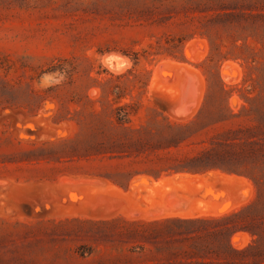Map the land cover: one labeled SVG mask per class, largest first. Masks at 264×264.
Masks as SVG:
<instances>
[{
  "label": "rangeland",
  "instance_id": "374dc122",
  "mask_svg": "<svg viewBox=\"0 0 264 264\" xmlns=\"http://www.w3.org/2000/svg\"><path fill=\"white\" fill-rule=\"evenodd\" d=\"M181 5L164 4L136 20V13H91L89 0H0V264L136 263L129 246L110 242L119 238L116 219L220 216L252 199L248 178L220 170L147 176L150 167L172 163L161 150H116L107 156L137 157L112 160H87L74 150L87 140L75 122L82 106L135 105L134 127L146 124L150 110L183 122L196 113L211 75L227 88L248 79L241 60H208L209 39ZM168 14L178 15L158 20ZM241 104L234 91L229 107L238 113ZM128 171L134 175L126 188L106 177ZM236 236V246L250 240Z\"/></svg>",
  "mask_w": 264,
  "mask_h": 264
},
{
  "label": "trees",
  "instance_id": "16d2710c",
  "mask_svg": "<svg viewBox=\"0 0 264 264\" xmlns=\"http://www.w3.org/2000/svg\"><path fill=\"white\" fill-rule=\"evenodd\" d=\"M89 1L91 13H136V20L142 19L144 12L153 14L164 4L182 2L181 9L192 12V18L198 20L209 39L208 60L215 64L228 57L241 60L250 74L240 86L229 88L218 74L211 75L196 113L183 122L170 121L150 110L146 124L134 127L130 117L136 114L137 107L116 102H101L98 109L82 106L75 112V122L80 132H86L87 140L78 141L74 150L81 151L87 160L137 157L131 152L107 156L116 150H161L172 163L144 172L153 179L163 173L169 176L220 170L244 176L253 185L254 195L247 204L220 216L118 218L115 222L120 226L119 238L110 242L129 246L130 254L136 252V263L130 264H264V0ZM176 15L158 20L168 22ZM221 46L227 48L226 52L221 51ZM137 56L136 53V60ZM234 91L243 101L238 113L229 107ZM241 117L248 123L235 122ZM182 148L190 151L181 156L171 154V150ZM133 175L128 171L106 177L126 188ZM239 234H248L249 242L234 245L232 239Z\"/></svg>",
  "mask_w": 264,
  "mask_h": 264
},
{
  "label": "bare ground",
  "instance_id": "6f19581e",
  "mask_svg": "<svg viewBox=\"0 0 264 264\" xmlns=\"http://www.w3.org/2000/svg\"><path fill=\"white\" fill-rule=\"evenodd\" d=\"M195 42H196V41H195ZM189 43H190V42H189ZM196 44H197V43H196ZM191 45H193V44H191ZM189 46H190V45H189ZM193 47H194V46H193ZM186 48H187V47H186ZM189 48H190V47H189ZM187 50H188V49H187ZM189 50H190V49H189ZM189 50H188V51H189ZM191 52H192V50H191ZM112 55H113V54H112ZM203 55H205V54H203ZM107 58H109V57H107ZM107 58H106V59H107ZM110 58H111V57H110ZM110 58H109V59H110ZM118 58H119V57H118ZM197 58H198V57H197ZM104 59H105V58H104ZM194 59H195V58H194ZM116 60H117V57L114 55V58L110 59V63H111V64H114V62H115ZM197 60H199V59H197ZM106 61H107V60H106ZM122 61H123V60H122ZM124 61H125V59H124ZM126 61H127V60H126ZM104 63H105V62H104ZM107 63H108V61H107ZM110 63H108L109 66H110ZM126 63H127V62H126ZM108 64H107V65H108ZM119 64H120V63H119ZM173 64H174V63H173ZM104 65H105V64H104ZM107 65H106V66H107ZM121 65H123V64L121 63ZM160 65H161V64H160ZM168 65H169V64H168ZM223 65H224V64H223ZM228 65L230 66V64H228ZM115 66H116V65H114V67H115ZM163 66H164V65H163ZM170 66H171V65H170ZM179 66H180V65H179ZM229 66H228V67H229ZM114 67H112V68H114ZM116 67L118 68V66H116ZM225 67H227V63H226V66H225ZM225 67H224V69H225ZM228 67H227V68H228ZM233 67L235 68L236 66L234 65ZM107 68H108V66H107ZM110 68H111V67H110ZM117 68H115V69H117ZM227 68H226V70H227ZM121 69H122V68H121ZM121 69H120V70H121ZM187 69H188V68H187ZM224 69H223V70H224ZM229 69H230V68H229ZM231 69H232V67H231ZM231 69H230V70H231ZM235 69H237V68H235ZM109 70H111V69H109ZM178 70H179V69L177 68V71H178ZM183 70H184V68H183ZM188 70H189V69H188ZM190 70H191V69H190ZM238 70H239V69H238ZM114 71H115V73H116V70H114ZM114 71H113V73H114ZM156 71H157V70H156ZM158 71H159V69H158ZM162 71H163V70H162ZM165 71H166V70H165ZM168 71H169V70H168ZM174 71H175V70H174ZM191 71H192V70H191ZM196 71H197V70H196ZM169 72H170V71H169ZM171 72H172V71H171ZM186 72H188V71L186 70ZM194 72H195V71H194ZM228 72H229V70H228ZM174 73H175V72H174ZM182 73H183V72H182ZM157 74H158V73H157ZM177 74H178V73L176 72V76H178ZM220 74H223V72H222V73L220 72ZM155 75H156V73H155ZM155 75H154V76H155ZM195 75H196V78H197L198 75H197V74H195ZM224 76L226 77L227 75L224 74ZM198 77H199V76H198ZM181 78H182V77H181ZM222 78H224V77L222 76ZM226 78H227V77H226ZM154 79H155V78H154ZM157 79H158V78H157ZM224 79H225V78H224ZM152 80H153V79H152ZM165 80H166V79H165ZM178 80H179V77H178ZM178 80H177V81H178ZM180 81H181V80H180ZM152 82H153V81H152ZM174 82H175V81H174ZM199 82H200V80H199ZM171 83L173 84V82H171ZM171 83H170V84H171ZM177 83H178V82H177ZM175 85H176V84H175ZM173 87H175V86H173ZM173 87H172V88H173ZM176 89H177V88H176ZM171 90H172V89H171ZM197 91H198V90H197ZM173 93H174V91H173ZM196 93H197V92H196ZM198 96H200V95H198ZM198 100H199V99H198ZM173 101H174V100H173ZM199 101H200V100H199ZM45 105H46V104H45ZM194 110H195V109H194ZM194 110H192V111H194ZM193 113H194V112H193ZM187 117H188V116H187ZM185 119H186V118H185ZM174 120H175V119H174ZM180 120H181V119H180ZM76 178H77V177H76ZM81 178H82V177H81ZM138 178H139V177H138ZM148 178H149V177H148ZM198 178H199V177H198ZM143 179H144V178H143ZM145 179H146V178H145ZM199 179L201 180V177H200ZM240 179H241V178H240ZM104 181H105V180H104ZM137 181H138V180H137ZM165 181H166V180H165ZM202 181H203V180H202ZM134 182H135V181H134ZM203 182H204V181H203ZM131 183H132V182H131ZM146 183H147V182H146ZM162 183L164 184V182H162ZM165 183H166V182H165ZM199 183H202V182H199ZM104 184H106V183H104ZM150 184H151V183H149V185H150ZM152 184H154V183H152ZM163 184H161V185L163 186ZM168 184H169V182H168ZM203 184H204V183H203ZM140 185H141V184H140ZM170 185H171V184H170ZM199 185H200V184H199ZM137 186H138V185H137ZM146 186H147V185H146ZM201 186H202V185H201ZM204 186H206V185H204ZM204 186H203V187H204ZM207 186H210V185H207ZM211 186H212V185H211ZM65 187H66V186H65ZM85 187H86V186H85ZM97 187H98V186H97ZM140 187H141V186H140ZM142 187H144V185H143ZM172 187H173V186H172ZM69 188H70V187H69ZM87 188H89V187H87ZM94 188H95V187H94ZM94 188H93V189H94ZM131 188H133V187H131ZM138 188H139V187H138ZM144 188H146V187H144ZM151 188H152V187H151ZM174 188H176V187H174ZM201 188H202V187H201ZM210 188H213V186L210 187ZM136 189H137V188H136ZM136 189H135V190H136ZM170 189H171V188H170ZM198 189H200V188H198ZM213 189H215V188H213ZM196 190H197V189H195L194 191H196ZM215 190H216V189H215ZM162 191H163V190H162ZM162 191H161V192H162ZM164 191H166V190H164ZM169 191H170V190H169ZM194 191H193V192H194ZM193 192H192V193H193ZM196 193H198V192L196 191ZM165 194H166V193H165ZM73 197H74V196H73ZM158 198H159V197H158ZM206 200H207V199H206ZM208 200H209V199H208ZM208 200H207V201H208ZM196 201H198V199H197ZM201 201H202V200H201ZM207 203H208V202H207ZM209 203H211V202H209ZM157 205H158V204H157ZM190 207H191V205H190ZM190 207H189V208H190ZM188 210H189V209H188ZM186 213H187V211H186ZM188 213H189V212H188ZM179 214H180V213H179ZM173 215H174V214H173ZM175 215H176V214H175ZM175 215H174V216H175ZM177 215H178V214H177ZM180 215H182V213H181ZM180 215H179V216H180ZM185 215H186V214H185ZM188 215H189V214H188ZM188 215H186V216H188ZM214 215H215V214H214ZM166 216H167V215H166ZM168 216H169V214H168ZM182 216H184V214H183ZM193 216H194V215H193ZM127 217H128V215H127ZM188 217H190V216H188ZM191 217H192V216H191ZM141 218H142V217H141ZM162 218H163V217H162ZM236 237H237V236H236Z\"/></svg>",
  "mask_w": 264,
  "mask_h": 264
},
{
  "label": "water",
  "instance_id": "95a60500",
  "mask_svg": "<svg viewBox=\"0 0 264 264\" xmlns=\"http://www.w3.org/2000/svg\"><path fill=\"white\" fill-rule=\"evenodd\" d=\"M175 208H177V209H179V208H181L182 207V205L181 204H179V203H174V204H172Z\"/></svg>",
  "mask_w": 264,
  "mask_h": 264
}]
</instances>
